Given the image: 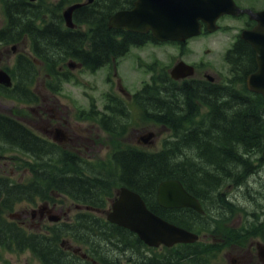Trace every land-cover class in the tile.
Wrapping results in <instances>:
<instances>
[{"label":"trees","instance_id":"obj_1","mask_svg":"<svg viewBox=\"0 0 264 264\" xmlns=\"http://www.w3.org/2000/svg\"><path fill=\"white\" fill-rule=\"evenodd\" d=\"M7 1L10 22L8 28L0 32V40L18 42L24 35H29L33 41L35 55L46 61L54 75L59 73L58 66L67 59L78 60L89 70H96L108 62L110 57H118L127 52L137 38L151 39L149 35L140 36L108 28L109 17L121 7H126L128 4L125 2L128 0H94L92 4L79 9L75 14L76 23L87 24L90 28L88 32L63 28L61 14H55L52 24L47 28H34L36 15L40 16L38 11L33 14L35 10H32V14L27 16L23 11V1L18 8L16 2L19 0ZM67 1L71 0H63ZM24 57L21 55V58ZM228 60L232 64L234 75L226 86L197 92L189 90L186 88L188 85H185L180 88L181 92L167 103L154 104L152 109L146 107L149 118L153 121L177 120L182 124L196 116L197 111L188 113L182 108L178 112L174 105L181 102L184 107L195 105L196 101L204 102L212 106L213 111L200 123L193 124L188 129L177 125L171 127L175 138L167 142L165 148L159 152H146L128 147L117 152L115 157L123 185L142 194L155 213L189 230L196 231L198 219L202 217L195 211L187 209L184 217L186 219H182L179 212L160 208L156 203L158 185L166 179L178 178L193 194L202 199L203 196L198 191L204 194L216 191L221 183L220 178L231 174L237 178L243 174H251L255 169L253 161L264 149V99L236 88L246 79L248 68L252 64V55L244 42H238L235 49L228 52ZM25 62L26 71L19 77V86H16V90L19 91L17 96L22 99L26 96L24 86L28 85L29 73H33V62ZM32 79L33 77L30 81ZM8 90L12 92L11 89ZM3 91L9 94L7 90ZM107 129L112 130L108 127ZM0 141L32 154L37 158L38 167L41 165L42 156L49 153L45 171L34 169L37 181L31 185L36 188L14 185L10 179L0 177V242L6 238L8 247L19 250L29 248L44 264H80L71 259V256L59 246L62 235L76 236L75 227L56 228L49 237L28 234L17 224L4 219L3 209L11 208L13 200L19 201L35 196L45 198L52 188L63 191L77 200L92 202L90 204L102 203L109 195L110 184L98 175L97 180H86L78 178L77 175L58 174L51 167L52 161L57 160L53 146L21 123L1 114ZM189 151L197 152L196 161L184 158V154H189ZM94 226V230H90L91 235L99 237L89 241L86 236L81 239L84 243L102 250L108 244L120 248V237L114 235L113 229H108L102 224ZM115 228L122 231L121 228ZM79 231L82 236L90 234L81 229ZM201 246V243L176 246L173 263L168 260L164 262L148 260L143 264H204L207 256L203 250L205 247ZM102 257L106 263L119 264L117 260L107 261L104 256Z\"/></svg>","mask_w":264,"mask_h":264},{"label":"rangeland","instance_id":"obj_2","mask_svg":"<svg viewBox=\"0 0 264 264\" xmlns=\"http://www.w3.org/2000/svg\"><path fill=\"white\" fill-rule=\"evenodd\" d=\"M58 3V0L46 1V20L51 18L50 10L54 8L53 4ZM66 7H62V12ZM6 16L3 8V0H0V29L6 25ZM223 30L212 35L211 37H201L190 43L188 51L190 53L189 60H195L203 51L200 44L201 41L207 42L216 56L222 55V59L218 62L224 67V72L229 75L228 66L224 61L226 50L232 45L237 29H240L241 23L238 21L227 20L223 23ZM3 51V52H2ZM24 52L31 56V44L28 39H25L19 45L9 44L6 47H0V56L5 57L7 66L14 68L15 57L18 53ZM179 49L173 45H160L150 43L142 48L134 49L127 59L118 61L112 60L109 65L99 71H89L83 68H74L71 70L73 78L68 81H62L60 90L52 92L48 87V70L43 64L38 65L39 74L35 78L33 89L39 95L40 101L46 103L53 109L51 114L59 112L60 118L67 120L68 131L75 136L73 143L69 142L64 145L63 149L71 153H79L84 160L96 168L106 167L112 169L110 162V153L117 146L122 147L128 144H136L138 137L147 134L150 131L157 133L155 143L149 147V150L157 151L162 148L166 139L171 138L172 133L168 128L158 126L145 120L143 112L140 108L134 109L131 113V123L126 128V132L122 138L113 137L105 132L94 117H80V112H89L91 109L104 112V105L108 91H113V88H119V81L123 78L125 87L135 89L134 85H141L146 79H149L147 66L158 61L163 65H169L174 61H178ZM214 55L210 56L213 57ZM140 57V59H139ZM180 57V55H179ZM224 61V62H223ZM68 63V62H67ZM225 75V76H226ZM123 82V81H122ZM132 91V90H131ZM38 103V102H37ZM23 103L15 98H10L0 94V112L14 115L19 120L23 121L31 129L39 133L37 126H46L45 122H37L36 114L32 111L38 107L36 104ZM45 119V117H43ZM41 134V133H40ZM77 135V138H76ZM2 156H5L3 158ZM94 163V164H93ZM260 165V163H257ZM33 160L15 150L0 153V174L11 177L13 181L25 182L32 179L31 167ZM60 168L63 164H58ZM67 167H71L67 165ZM105 168V167H104ZM260 170L257 174L250 176L247 182L241 188L227 185L223 192L229 194L241 211L235 210L232 215L225 213L227 217H231L228 222L216 223L218 226L216 232L223 241L224 251L211 264H262L257 257L256 244L264 243V224L258 223L253 213L261 215L262 207L264 206V164L258 167ZM57 202H61L65 210H67L71 201L64 197H55ZM41 203L40 201L37 202ZM36 203V204H37ZM29 202L19 203L12 211H6L5 216L10 217V214H20L22 219L26 220L27 225L30 224L29 218L32 208L37 206ZM214 203L209 204L210 209H214ZM211 219V217H207ZM52 223L45 222L42 226L47 230ZM245 229H250L246 232ZM243 233V234H240ZM209 235V234H208ZM215 240V238H214ZM220 240V239H219ZM74 245H79L73 243ZM82 246V245H79ZM144 253H149L144 251ZM131 254V252H130ZM134 258L135 251H133ZM156 254H166L164 249L157 250ZM233 259L236 262L233 263ZM0 264H41L35 257L29 253L7 251L0 248Z\"/></svg>","mask_w":264,"mask_h":264},{"label":"water","instance_id":"obj_3","mask_svg":"<svg viewBox=\"0 0 264 264\" xmlns=\"http://www.w3.org/2000/svg\"><path fill=\"white\" fill-rule=\"evenodd\" d=\"M78 7L80 5H74L64 12L69 26H73L72 14ZM238 11L232 0H138L133 10L118 12L110 19L109 25L111 28H126L139 33L151 30L153 36L160 41H184L199 34L200 19L207 21L213 31L215 21L221 14H237ZM248 12L259 21L253 31L244 34L258 53L259 70L250 76L249 85L252 90L264 95V12ZM182 65L174 69L175 77L182 71ZM0 83L8 87L12 85L10 76L3 71H0ZM152 137L154 134L150 133L145 142H149ZM158 200L165 208L191 207L202 211L199 202L177 180L161 183ZM108 218L138 233L151 246H173L176 243H193L198 239L196 234L154 215L147 209L140 195L126 188L120 191V198L113 204Z\"/></svg>","mask_w":264,"mask_h":264},{"label":"flooded vegetation","instance_id":"obj_4","mask_svg":"<svg viewBox=\"0 0 264 264\" xmlns=\"http://www.w3.org/2000/svg\"><path fill=\"white\" fill-rule=\"evenodd\" d=\"M47 0H23V11L26 13V15H30L31 9H44L45 8V3ZM60 0H58L59 2ZM135 0H132L130 5H133ZM236 4L242 8V9H252L255 12H260L264 10V0H235ZM17 8L22 5V2L19 0L16 2ZM57 3L53 4L54 7H56ZM67 5V4H66ZM5 14L8 11L5 6L3 5ZM57 8H60V4ZM53 10V9H52ZM52 10H50V14L53 15ZM229 16H223L219 19L218 24L221 23L224 19H227ZM234 19H237L242 23L241 29H251L256 25V22L251 21L250 15L248 13H240L236 17H233ZM52 23L48 24L51 25ZM48 25H44V28H47ZM79 26V25H77ZM36 28V26H33ZM202 33L204 35H209L207 31V25L205 23L202 24ZM25 28V27H24ZM242 30V31H243ZM24 41V40H23ZM21 41L20 43H22ZM8 46L6 42H1L0 47L2 46L3 49L4 47ZM3 52V51H2ZM22 53V52H20ZM186 53V55H185ZM1 54V53H0ZM19 54V53H18ZM213 51L208 50L204 54L199 56L198 60H187L189 58V52L185 51L182 53V56H185V61L188 63H193L192 66L195 67L196 72L193 77L190 79L192 81H198V82H203L205 84L211 83V84H220L223 80V73L222 69L219 66L218 60L220 59V56L214 55ZM214 55L213 57H210ZM27 59V58H25ZM26 61V60H25ZM20 66V59L18 56L15 57V62H14V68H9L7 66V62L5 60V57L0 56V69H5V70H16ZM12 75V73H10ZM119 82L122 83L123 78H121ZM189 79V80H190ZM192 86V84H190ZM121 93L125 96H129V93L124 90V88L119 89ZM36 106L38 107L36 110L32 111L36 114V119H38L37 122H45L46 126H37L38 131L46 136H51V137H61V139L64 140L63 145H68L69 142L73 143L75 136H72L70 131H68L67 127V120L65 118H60L59 112L57 114L53 113L51 114L50 111H53L49 105H47L44 102H41L39 99V104L37 103ZM45 117V119H43ZM169 124H173L172 122L168 121ZM65 132L66 134L68 133L70 136H67V138L62 136V133ZM67 134V135H68ZM77 138V135H76ZM77 156H81L79 153H74ZM81 179H84L83 177H80ZM59 197H64L71 201L70 207L65 210L64 206L60 202H54L50 203L49 201H45L46 204V209H44L42 212L39 210L37 212V215L33 216L31 218L32 221L35 223L30 224L31 228H40L42 222L49 218H53L55 216V213L58 212L60 214L61 220L64 222H69V223H79L81 220H85L88 222L89 220L94 221L95 223L100 222L101 220H106V214H107V208H98V207H90L86 206L83 204H80L79 202H76L72 198H69L68 195H62V193H58ZM58 208V210H57ZM86 214H92V216H88ZM15 219H22V216L20 214H17ZM10 220V219H9ZM13 222V220H10ZM84 221V222H85ZM22 223H25V221H22ZM29 225V227H30ZM125 259H129L130 261L132 258H127L125 254ZM140 264V263H139Z\"/></svg>","mask_w":264,"mask_h":264},{"label":"bare ground","instance_id":"obj_5","mask_svg":"<svg viewBox=\"0 0 264 264\" xmlns=\"http://www.w3.org/2000/svg\"><path fill=\"white\" fill-rule=\"evenodd\" d=\"M112 38V37H111ZM186 126H193V124L189 121ZM184 158L186 159H190V160H193V161H196V157L190 155V154H184Z\"/></svg>","mask_w":264,"mask_h":264}]
</instances>
